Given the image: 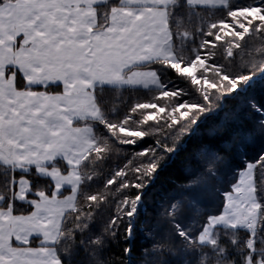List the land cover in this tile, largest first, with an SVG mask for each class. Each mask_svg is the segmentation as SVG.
<instances>
[{
  "label": "snow or ice",
  "instance_id": "obj_1",
  "mask_svg": "<svg viewBox=\"0 0 264 264\" xmlns=\"http://www.w3.org/2000/svg\"><path fill=\"white\" fill-rule=\"evenodd\" d=\"M257 85L264 0H0V264H264V144L235 168L223 147L264 141Z\"/></svg>",
  "mask_w": 264,
  "mask_h": 264
},
{
  "label": "trees",
  "instance_id": "obj_2",
  "mask_svg": "<svg viewBox=\"0 0 264 264\" xmlns=\"http://www.w3.org/2000/svg\"><path fill=\"white\" fill-rule=\"evenodd\" d=\"M250 96H255L257 100L264 99V89L259 85L253 89ZM227 111L229 113L235 112L238 118V126L240 128H250L258 116L249 111L246 107V101L244 98L240 100L230 101L227 104ZM223 111L209 114L202 118L201 123L198 125L199 134L194 131L190 137H186L181 143L185 145L184 148L178 150L174 157L169 160L162 170L159 171L154 178L152 184L149 185L148 196L144 199L143 205L140 209L141 218L150 216L157 203L166 196L169 192L173 191L177 184L185 183V177L187 176V169L189 167V154L197 147L201 140L206 139L207 130L217 125L224 117ZM264 141L259 137H255L251 140L238 139L236 143H225L223 147L229 149L232 153V167L235 168L236 164L243 161L246 156H254L260 149ZM114 163H123L122 158H117ZM238 170V169H237ZM143 233L139 230L136 231V237L134 245L137 253L145 245Z\"/></svg>",
  "mask_w": 264,
  "mask_h": 264
}]
</instances>
